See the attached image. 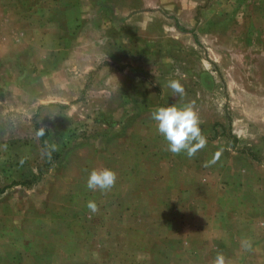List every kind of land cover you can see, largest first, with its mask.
Here are the masks:
<instances>
[{"label": "rangeland", "instance_id": "1", "mask_svg": "<svg viewBox=\"0 0 264 264\" xmlns=\"http://www.w3.org/2000/svg\"><path fill=\"white\" fill-rule=\"evenodd\" d=\"M0 53V264H264V0H0Z\"/></svg>", "mask_w": 264, "mask_h": 264}, {"label": "clouds", "instance_id": "2", "mask_svg": "<svg viewBox=\"0 0 264 264\" xmlns=\"http://www.w3.org/2000/svg\"><path fill=\"white\" fill-rule=\"evenodd\" d=\"M168 87L178 96L185 95V89L179 80L171 79ZM151 118L156 122L157 131L167 143L168 151L179 155L186 153L191 158L203 148L206 139L202 135L199 126V116L194 104L188 102L182 106L172 104L170 106H157L151 112ZM43 134V131L40 133ZM117 174L109 168L92 169L88 175L87 188L91 191H110L116 184ZM86 207L92 213L98 211L95 201H88ZM212 264H227L223 253H217Z\"/></svg>", "mask_w": 264, "mask_h": 264}, {"label": "trees", "instance_id": "3", "mask_svg": "<svg viewBox=\"0 0 264 264\" xmlns=\"http://www.w3.org/2000/svg\"><path fill=\"white\" fill-rule=\"evenodd\" d=\"M45 149L47 151V154L50 152V148L48 146H45Z\"/></svg>", "mask_w": 264, "mask_h": 264}, {"label": "crops", "instance_id": "4", "mask_svg": "<svg viewBox=\"0 0 264 264\" xmlns=\"http://www.w3.org/2000/svg\"><path fill=\"white\" fill-rule=\"evenodd\" d=\"M1 54V53H0Z\"/></svg>", "mask_w": 264, "mask_h": 264}]
</instances>
